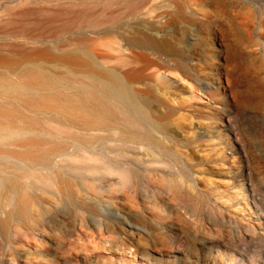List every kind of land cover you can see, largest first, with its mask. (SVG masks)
Here are the masks:
<instances>
[{
    "label": "rangeland",
    "instance_id": "obj_1",
    "mask_svg": "<svg viewBox=\"0 0 264 264\" xmlns=\"http://www.w3.org/2000/svg\"><path fill=\"white\" fill-rule=\"evenodd\" d=\"M260 18L255 0H148L136 12L121 0H0V106L23 116L0 128V264H264ZM148 38L182 65L164 73V106L178 113L152 130L164 162L141 146L127 154L145 166L120 160L123 179L84 156L50 166L25 152L50 142V118L70 117L50 92H70L58 77L78 68L81 43L96 57Z\"/></svg>",
    "mask_w": 264,
    "mask_h": 264
},
{
    "label": "bare ground",
    "instance_id": "obj_2",
    "mask_svg": "<svg viewBox=\"0 0 264 264\" xmlns=\"http://www.w3.org/2000/svg\"><path fill=\"white\" fill-rule=\"evenodd\" d=\"M121 1L125 11L136 12L148 0ZM255 1L259 6L260 27L263 31L264 0ZM135 42L118 43V49L109 47L117 54L105 53L96 57L91 55V43L80 44L83 58L72 64L78 65V68L70 70L69 75L58 77L63 79L70 92H50L52 106H61L63 114L67 113L70 117L62 116L59 120L50 118V132L47 133L50 142L30 139L23 145L26 153L33 148L40 151L39 155L43 157L50 156V166L57 156L93 159L97 163L90 168L112 172L118 170L123 179L127 178L128 172L119 164L120 160H129V163L138 167L145 166V163H138L127 154L139 153L141 146L145 147L149 162H164V157L170 153L152 130L159 129L163 122L170 121L178 113L172 106H164V94L168 92L164 73H172L174 66L181 68L182 65L171 63L167 55L168 52L172 54V51L161 43H153L149 38ZM98 56L101 58L98 59ZM110 58L120 61L121 65L108 68L105 63ZM30 74L33 75L32 72ZM41 81L45 87L57 88L54 76H43ZM58 82L62 83L60 80ZM22 86L25 90L32 88L29 85ZM4 87L14 89V84L5 83ZM35 93L39 95V92ZM155 105H162L163 108L158 111L154 109ZM0 114L6 119L1 120L0 128L7 131L11 130L14 123L23 120V116L11 108L3 109L0 106ZM46 143H50V148L44 147ZM153 153L159 158L153 157ZM73 168L86 166L74 165ZM168 170L170 174V168Z\"/></svg>",
    "mask_w": 264,
    "mask_h": 264
}]
</instances>
